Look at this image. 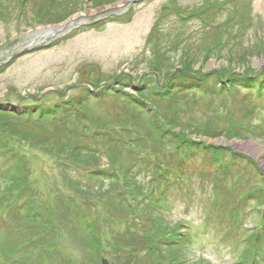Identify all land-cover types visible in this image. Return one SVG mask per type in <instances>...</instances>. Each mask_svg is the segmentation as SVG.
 <instances>
[{
  "label": "rangeland",
  "instance_id": "rangeland-1",
  "mask_svg": "<svg viewBox=\"0 0 264 264\" xmlns=\"http://www.w3.org/2000/svg\"><path fill=\"white\" fill-rule=\"evenodd\" d=\"M20 1L0 0V64L21 48L37 42L39 38L34 35L37 29L56 26L75 17L92 22L95 16L106 13L102 12L103 9L121 6L125 0H72L70 5L67 0H23V4ZM132 11L129 16L118 20L120 22L78 30L76 35L63 41L55 43L53 40L55 44L46 49L22 54L5 67L0 65V102L27 107L34 105L31 108H35L31 117L0 114V125L1 120L5 122L0 126V139L24 158L18 178L21 176L31 182L33 196L39 189H53L48 195L36 196L34 202L39 208L46 207L45 216L51 218L50 214H54L51 220L56 222L54 229L57 230L50 233L47 246L40 244L41 229L32 223L27 224L25 211L13 209L0 220V233L7 231L17 237L9 236L15 243L30 246L32 254L28 253L25 264H39V252H43V246L54 249L49 256L50 264H100L101 258L110 264H156L153 253L146 251L147 243L158 231L166 238L170 228H176V222H187L196 233L189 251L187 248L186 251L177 250L184 264H237L242 246L236 239H242L244 234L250 237L249 233L258 231L261 225L259 211L264 205L259 206L253 199L241 209V228L233 234L234 240L230 244L213 223L202 225L200 212L207 204L196 201V204L185 207L182 196L173 193L170 208L165 210L164 216H159L161 219L155 220L150 234H144L139 240L136 236L118 235L114 240L121 243L117 246V258L112 254L106 256L111 251L108 247L99 250L101 245L98 244L96 249L92 236L104 242L100 221L108 215L114 218L110 230L115 233L116 229L124 227V223H128L134 232H140L142 226H149L150 216L145 213L142 202L139 206L130 203L133 210L143 215L133 220L132 217L125 218L123 207L111 205L103 197L106 192L117 189L112 181L119 179V184L126 183L124 171L132 160L146 158L151 161L162 155L166 159L171 156L169 150L172 147L160 146L157 131L166 130L173 138L180 133L182 137L186 135L205 143L227 146L251 160L254 169L258 170L253 171L237 162L234 167L243 166L245 169L242 186L259 178L264 181L263 125L257 129L256 138L239 139L222 133L213 136L209 133L208 123L201 127L203 132L195 133L181 132L178 126L169 122L173 108H184L180 112L182 120L210 115L206 110L210 103L190 85L185 87L184 82H179V73L176 72L197 70L189 75L190 81L197 83L202 79L199 75L214 69V73L222 75L233 71L245 74L264 71V0H144L132 6ZM224 26L230 27L229 31H225ZM223 34L218 42L222 49H216L217 38ZM207 46H213L214 57H202ZM185 49L193 52L192 59L184 57ZM174 82L180 88L174 86ZM161 84L160 92H156L159 89L155 86ZM244 92L240 90L237 95ZM56 104L60 111L48 114L52 116L38 119L35 115L39 108ZM74 108L82 114L73 113ZM209 108L213 107L210 105ZM26 109L24 112L30 111ZM239 110L238 107L237 115ZM225 112L222 110L223 114ZM256 116L257 121L263 119L258 112ZM50 117L52 120H48ZM220 123L223 125L224 122L220 121L218 128ZM78 130L81 146L103 142L98 148L92 146L94 151L80 153V157L73 159L69 158L68 152L73 150ZM55 139L63 143L69 141L72 147L55 150ZM123 139L127 145L122 144ZM109 141L112 142L109 144ZM160 151L164 153H158ZM11 160L12 157L0 151V171L11 167ZM199 161L200 157L196 166ZM99 170L114 173V176L107 178L91 174ZM144 171L146 173L140 172L132 182L128 180L139 195L147 190V176L151 173ZM68 181L88 185L91 189L84 195L77 194L74 189L78 186H71ZM8 185L9 182L0 181L1 188ZM261 185L257 187L264 190V183ZM196 192H200L198 188ZM96 193L100 195V201L96 202L94 196L90 201L91 194ZM63 194L72 196L74 204L84 207V223L74 213L69 214L71 201L59 202V196ZM229 194L228 199H237ZM217 201L229 206V201L223 197H218ZM88 222L96 224L87 227ZM127 246L129 249L125 252ZM167 250L158 253L171 254ZM136 252L138 255L133 258ZM2 260L4 257L0 254Z\"/></svg>",
  "mask_w": 264,
  "mask_h": 264
},
{
  "label": "trees",
  "instance_id": "trees-1",
  "mask_svg": "<svg viewBox=\"0 0 264 264\" xmlns=\"http://www.w3.org/2000/svg\"><path fill=\"white\" fill-rule=\"evenodd\" d=\"M217 5L218 4H215V7L218 8ZM227 23L228 22H226V24ZM224 27L227 28V26H224ZM220 40H221L220 38H217V41H216L217 44L214 46L216 49H220V48L222 49V47H219L220 45H218V42ZM212 48H213V46H207L202 57L203 58H207V57H211V56L214 57V53L211 50ZM186 59H192V55L188 56ZM188 65H190V64L188 63ZM182 71L184 73L178 72L179 74H178L177 80L179 82H184V83L189 82L185 85V87L187 85H190V88L193 91H196L198 94H200L203 97L208 96L209 99L215 97V93H216L215 87L212 89L211 94H209L210 93V88H209L210 81L208 78L211 77L210 75L207 74L206 76H203L202 79L197 80V83H195L194 81H190L191 80L190 79L191 78L190 77L191 76L190 71H192V70L187 71V73H186V70H182ZM225 76L226 75L218 74V78H224ZM215 79H216V82H215ZM215 79H213V85H216V83H217V74H216ZM213 85H211V86H213ZM167 92L169 93V91H167ZM216 100L217 99H215V101ZM221 100H224L226 102L225 99L221 98ZM209 101H213V100H209ZM210 105L213 108H209ZM225 105H227V102L225 103ZM207 107L208 108H206V110H208L210 112L209 116L205 115L204 118H201V119L191 117L188 120H186V119L182 120L180 112L184 108H173L172 115L170 117L169 122L173 125L178 126L180 128L181 132L186 130V132L192 131L195 133H199V130H201V127L203 125H205V123H208V125H209V133L215 132L218 134L224 133V134H227L229 136H235V137H247L248 132H251V131H249V127L251 125L250 121L247 119L244 121L242 120L243 117L247 118V112L246 111H243L240 109L241 113L239 112V115H237L236 114V112H238L237 110L235 111V109L232 110L229 108H227V109L226 108H220L219 106L214 105L213 103L208 104ZM222 110H226V112L223 114ZM174 111H175V115H173ZM74 113H78V112H74ZM78 114H76V115H78ZM220 121H222L224 123H223V125H222V123L219 124V128H220L219 129L217 126H218V123ZM157 133H158V136L160 139V146L165 147V148L172 147L171 150L177 151V152L173 151V153L178 154V153H180L179 150L182 149V150H186L187 152H185V155L187 153V156H189L190 155L189 153H195L196 151H198V152H200V154L209 155V159H210L211 152H212L211 148L209 146H205L201 142H196V141L188 138L186 135H185V137H182L180 133H177L175 135L176 137L174 136V138H173V135L171 133L166 132V131H164V132L163 131H157ZM164 133H166V134L164 135ZM79 138H80V134L78 133V134H76V140H75V143L73 144V150L71 151L69 158L77 159L78 157L81 156L80 153H88V152L94 151L91 149L93 144L88 143V144H83L81 146ZM111 142L112 141H109V144ZM126 143L124 142V139H123L122 144L127 145ZM113 144L119 145V143H117V142H113ZM101 145H102V143L96 142V146H101ZM224 153H225L224 157L227 160V156L230 152L228 150H225ZM171 156L173 157L172 153H171ZM229 156H231V155L229 154ZM181 159H184V158L183 157L182 158H175L173 160L172 159H165V160H167L165 165L162 163V161H159V159L151 160V161L148 159H139V161H140L139 168H143V169H149L150 168L152 171L151 177L148 181V184H149L148 191H146L145 194L143 193L142 195H139L138 191L137 190L134 191L130 185V182L125 179L126 183H123L124 186L121 185V186H119V188L116 187L117 189H115V191H113V192H106L104 194L103 198H105L106 202L110 203L111 205L119 206L121 208L123 207L126 210V212H125L126 216L125 217L127 219L132 217L134 220L136 218L135 216H138V217L143 216L142 214H140V211H138L137 215H136L135 211L133 210V208L130 204L131 202H138V203H136L137 206H139L138 205L139 202H142L143 205L145 206V208L147 209L146 213L148 215L156 214L154 211L157 209V206L159 203V199H158L157 194H158V190L161 188V186H167L168 190L170 188H179L180 190H183V188H184L183 185H181V183H179V182H183V181H179V179L176 177V171H175V168L177 167V165H180L182 167V163L184 162V160L181 161ZM211 160L214 163L217 162L216 158H211ZM203 164L204 163H202V165ZM203 170L205 171V167H203ZM253 171H258V170L255 169ZM199 174L204 175L205 173L204 172H198V171L195 172L192 170H188L187 168H185L184 172H183V169H182V179H184V180L186 179L188 181H192L193 176L198 177ZM223 174H225V173L221 171L219 173V176H217V174H216V177H215V176H212L211 174H208L210 176L204 175L203 177L205 179L211 180L212 178H214V179L220 178V176H222ZM238 175H241V174H238ZM259 179H261V178H259ZM133 180H134L133 177H130V181L132 182ZM242 180H243L242 176H237V178H235L234 181H232V178H231V180L229 181L231 184H229V185L236 190H231L230 193L233 195H236V196L240 195V196H244V197H247L250 195V196H253V199H256L257 202L258 201L263 202L264 190L257 187V186L263 184L264 181H262L258 185L254 184V182H253V183L249 184V186H241L240 187V185H242ZM261 180H263V179H261ZM112 182L116 183V185L118 186L119 179H116ZM84 188L78 187L77 190H82ZM23 192H21L22 195H23ZM27 194H28V196L26 197V204L24 205V208L27 212H30L32 210V202H31L32 196L30 193H27ZM2 196H3V198L7 199L9 196V193L3 192ZM229 207H230L229 213L230 214L233 213L234 216L236 217V219L238 220L240 217V210L237 208V206L233 202L229 205ZM226 213L227 212L224 211V214H226ZM157 218L161 219L159 217V215H155L154 220H157ZM36 219L38 220L39 218H36ZM153 222H154L153 220H150V223L152 225H153ZM42 223H45V221ZM261 224H262V227L264 228V217H262V219H261ZM144 231L147 232V230H144ZM171 232H172V230H169L168 233H171ZM135 233H133V231H131V229L128 227L123 236H125L126 238H131V237L134 238L136 236V237H138L137 239L139 240L140 235H137V234L135 235ZM142 237L144 238L143 235H142ZM173 237H174L173 235H167L166 238H164V236L158 231L153 236V240L148 242V244L150 245V248L146 249V251L148 250L149 253H153L154 260H156V264H184V261H182L181 258L179 257L180 254H178V252H176L173 249H169V247H168V246H170L169 242L173 239ZM116 245L120 246L121 243L118 242V243H116ZM159 247H161L163 249L166 247L165 249H169L166 252L171 253V254H168V255L159 254L158 253Z\"/></svg>",
  "mask_w": 264,
  "mask_h": 264
},
{
  "label": "bare ground",
  "instance_id": "bare-ground-1",
  "mask_svg": "<svg viewBox=\"0 0 264 264\" xmlns=\"http://www.w3.org/2000/svg\"><path fill=\"white\" fill-rule=\"evenodd\" d=\"M73 24H74L73 21H69L68 23H65V24L60 25V26H54V27L39 30L35 33V35H40L41 37H44V38L48 37V36H54L60 32L67 30Z\"/></svg>",
  "mask_w": 264,
  "mask_h": 264
},
{
  "label": "water",
  "instance_id": "water-1",
  "mask_svg": "<svg viewBox=\"0 0 264 264\" xmlns=\"http://www.w3.org/2000/svg\"><path fill=\"white\" fill-rule=\"evenodd\" d=\"M102 264H107V262L105 260L102 261Z\"/></svg>",
  "mask_w": 264,
  "mask_h": 264
}]
</instances>
